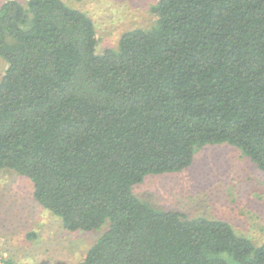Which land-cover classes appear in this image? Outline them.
<instances>
[{
  "label": "trees",
  "instance_id": "1",
  "mask_svg": "<svg viewBox=\"0 0 264 264\" xmlns=\"http://www.w3.org/2000/svg\"><path fill=\"white\" fill-rule=\"evenodd\" d=\"M153 12L151 29L97 54L92 19L63 0L0 5V171L31 180L68 230L108 222L77 264H264V242L228 221L133 192L207 144L264 172V0H158Z\"/></svg>",
  "mask_w": 264,
  "mask_h": 264
},
{
  "label": "rangeland",
  "instance_id": "2",
  "mask_svg": "<svg viewBox=\"0 0 264 264\" xmlns=\"http://www.w3.org/2000/svg\"><path fill=\"white\" fill-rule=\"evenodd\" d=\"M63 1L92 19L97 54L117 49L123 33L151 29L158 19L153 12L158 0ZM7 66L0 57V81ZM133 192L159 208L228 221L255 245L264 242V172L234 145L202 146L189 167L149 174ZM106 226L108 222L94 231L66 229L60 217L36 201L31 180L0 171V264L4 259L14 264H77Z\"/></svg>",
  "mask_w": 264,
  "mask_h": 264
}]
</instances>
